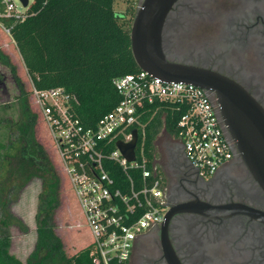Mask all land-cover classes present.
<instances>
[{
	"label": "flooded vegetation",
	"instance_id": "obj_1",
	"mask_svg": "<svg viewBox=\"0 0 264 264\" xmlns=\"http://www.w3.org/2000/svg\"><path fill=\"white\" fill-rule=\"evenodd\" d=\"M162 47L169 61L230 79L264 112V0H177L164 22ZM165 134L156 137L162 150L156 146L155 161L166 225L138 235L127 264H172L169 248L177 264H264V191L234 146L231 158L203 177L181 142ZM202 204L229 207L208 211ZM236 204L254 214L231 207Z\"/></svg>",
	"mask_w": 264,
	"mask_h": 264
},
{
	"label": "built area",
	"instance_id": "obj_2",
	"mask_svg": "<svg viewBox=\"0 0 264 264\" xmlns=\"http://www.w3.org/2000/svg\"><path fill=\"white\" fill-rule=\"evenodd\" d=\"M33 2L0 0V31L11 36L12 27L29 15ZM112 84L119 100L94 126H85L75 115L73 97L62 87L31 89L57 168L91 236L87 246L93 264L127 262L138 235L164 221L163 180L156 161L148 167L142 150L136 154L137 143L133 160L116 145L132 139L133 125L143 128L145 106L166 103L180 111L176 138L201 176H212L232 156L231 142L205 89L163 81L143 70L117 76Z\"/></svg>",
	"mask_w": 264,
	"mask_h": 264
},
{
	"label": "trees",
	"instance_id": "obj_3",
	"mask_svg": "<svg viewBox=\"0 0 264 264\" xmlns=\"http://www.w3.org/2000/svg\"><path fill=\"white\" fill-rule=\"evenodd\" d=\"M114 10V0H34L29 15L11 29V38L35 89L62 87L73 97L72 109L85 126L111 110L119 100L112 79L139 71L130 48L131 22H122L126 14ZM3 66L17 90L20 119L16 125L18 147L10 163V172L19 177L20 186L38 178L41 191L36 212V243L25 262L10 252L7 228L10 220L0 217L4 231L0 235V264H93L91 247L67 256L55 232V213L59 206L60 177L43 145L35 135L37 115L28 103L29 93L17 75L9 56L0 49ZM2 74L0 73V77ZM180 111L166 103L145 106L140 117L136 154L142 150L151 167L156 157V137L161 130L176 138ZM9 131L10 138L13 136ZM12 141V140H11ZM142 146V147H141ZM9 145L0 142V166L7 158ZM122 264H127L124 262Z\"/></svg>",
	"mask_w": 264,
	"mask_h": 264
},
{
	"label": "water",
	"instance_id": "obj_4",
	"mask_svg": "<svg viewBox=\"0 0 264 264\" xmlns=\"http://www.w3.org/2000/svg\"><path fill=\"white\" fill-rule=\"evenodd\" d=\"M26 5L27 0H21ZM177 0H142L133 16L129 37L135 63L140 70L163 81H182L211 91L215 96L217 114L232 146L240 154L257 183L264 191V112L254 99L236 83L204 67L169 61L162 47V30L168 12ZM132 139L117 141L116 145L128 159L135 158L137 130L132 129ZM200 206V205H199ZM229 206L202 204L203 210L215 211ZM254 214V209L242 205ZM166 213V217H167ZM169 215V214H168ZM166 225V219L162 226ZM172 264H177L169 248L166 253Z\"/></svg>",
	"mask_w": 264,
	"mask_h": 264
},
{
	"label": "rangeland",
	"instance_id": "obj_5",
	"mask_svg": "<svg viewBox=\"0 0 264 264\" xmlns=\"http://www.w3.org/2000/svg\"><path fill=\"white\" fill-rule=\"evenodd\" d=\"M140 0H114V10L125 14L129 7L135 9ZM132 16L126 14L122 22H132ZM0 49L6 53L13 65L15 66L17 75L24 85V89L29 93L28 103L31 110L37 115L35 124V135L37 140L43 145L51 159L57 174L60 177L59 187V206L55 213V232L60 237L64 251L67 256H70L74 251L81 249L91 241L87 225L84 217L75 201L70 195L67 185L59 172L51 141L48 135L47 128L39 113L38 103L33 92L32 85L27 75L22 59L16 49L10 35H4L0 31ZM0 142L9 145L4 152L7 158L0 166V217L7 216L10 220V225L7 228V234L10 237V252L13 253L21 262H25L27 257L33 251L36 243V212L38 195L41 191V181L34 178L20 186L19 177H16L10 172V161L16 154L18 147L14 141V131L16 125L7 126V122L13 123L20 119V111L18 101L16 99L17 90L10 77L8 71L0 65ZM9 131L13 135L10 138ZM160 141L166 137L165 132L159 133ZM12 140V141H11ZM158 151L162 150V146L156 142ZM156 160V159H155ZM158 161V160H156ZM160 161V160H159ZM159 169V168H158ZM4 228L0 225V235Z\"/></svg>",
	"mask_w": 264,
	"mask_h": 264
},
{
	"label": "crops",
	"instance_id": "obj_6",
	"mask_svg": "<svg viewBox=\"0 0 264 264\" xmlns=\"http://www.w3.org/2000/svg\"><path fill=\"white\" fill-rule=\"evenodd\" d=\"M86 246H87V245H86ZM86 246H82V248H83V247H86ZM78 250H79V249H78ZM75 252H76V251H74V253H75ZM72 254H73V253H72Z\"/></svg>",
	"mask_w": 264,
	"mask_h": 264
}]
</instances>
